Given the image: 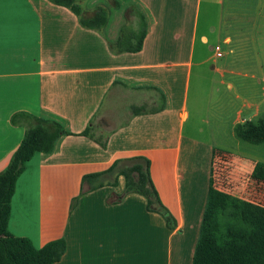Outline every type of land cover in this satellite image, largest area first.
<instances>
[{
  "label": "crops",
  "instance_id": "crops-1",
  "mask_svg": "<svg viewBox=\"0 0 264 264\" xmlns=\"http://www.w3.org/2000/svg\"><path fill=\"white\" fill-rule=\"evenodd\" d=\"M118 1L120 6L114 7L110 0H85L90 10L98 5L110 9L102 32L85 28L69 8L49 0L4 1L7 30L9 25L22 28L21 38H11L9 48L16 41L23 53L0 55V171L26 129L10 122L13 113L56 120L72 133L61 136L51 153L37 152L27 162L16 183L8 229L36 248L64 238L66 252L54 264H192L210 187L264 205V161L248 152L253 149L234 130L239 122L264 116V79L257 82V91L263 92L244 98L235 112L233 150L186 132L202 0ZM132 4L147 21L143 48L114 52L109 44L118 39ZM226 27L241 28L232 23ZM247 33L226 34L223 43L230 49L223 47V56L250 43ZM211 70L228 74L221 79L228 90L235 89L236 76L255 77L226 62ZM126 93L150 98L162 93L164 108L130 113L113 124L101 108L109 95ZM146 99L136 104L148 103ZM92 120L94 125L105 122L111 131L105 148L80 135ZM138 155L150 159L152 180L176 228L148 209L145 196L126 194L124 176L117 185L92 191L82 184L85 174Z\"/></svg>",
  "mask_w": 264,
  "mask_h": 264
},
{
  "label": "trees",
  "instance_id": "trees-1",
  "mask_svg": "<svg viewBox=\"0 0 264 264\" xmlns=\"http://www.w3.org/2000/svg\"><path fill=\"white\" fill-rule=\"evenodd\" d=\"M49 1L69 8L85 28L102 32L108 23L110 9L107 6L98 5L90 10L85 0ZM110 3L114 7L120 6L118 0H110ZM125 16L126 23L118 39L109 46L114 52H138L142 50L147 34L145 15L137 5L132 4L126 8ZM151 98L156 99L152 107L147 101L140 105L135 103L131 106V115L158 112L164 108L162 93L152 94ZM10 122L25 125L26 129L9 163L0 171V264H54L66 252L64 238L50 240L36 248L28 238L11 235L8 226L16 183L27 162L37 152L51 153L61 136L72 133L56 120L27 111L13 113ZM234 130L241 140L264 143V116L256 121L239 122ZM110 134L111 131L104 126L94 125L93 120L80 133L104 148ZM150 168L151 161L146 156L118 158L105 170L85 174L82 184L88 185L87 191H92L105 184L117 185L119 177L124 176L125 193L135 192L145 196L148 209L162 215L167 226L174 229L177 221L162 203ZM192 264H264V205L215 186L210 187Z\"/></svg>",
  "mask_w": 264,
  "mask_h": 264
},
{
  "label": "rangeland",
  "instance_id": "rangeland-1",
  "mask_svg": "<svg viewBox=\"0 0 264 264\" xmlns=\"http://www.w3.org/2000/svg\"><path fill=\"white\" fill-rule=\"evenodd\" d=\"M4 1L0 0V55L9 50L22 54L23 50L16 41L12 43V49L9 48L11 38L16 40L21 38L22 28L19 24L11 29L9 25L7 30ZM258 9H261L262 15L258 14ZM226 23H232L241 28L230 29L226 27ZM240 30L248 32L246 35L250 43L239 47L240 53L231 52L227 56L217 57L210 47L220 44L226 50L227 45L223 43L224 36ZM254 34L256 41L252 40ZM202 35L205 36L203 39ZM223 62L231 64L239 72L255 74V77L236 76L235 89L228 90L221 83V79L228 78V74L225 73L223 76L211 70L213 64L221 66ZM262 78L264 79V0H202L189 87L190 117L186 122V132L205 139L208 143L233 150L235 139L232 134V121L235 112L242 108L244 98H251L263 92L257 91L259 87L257 82ZM125 95L120 98L109 95L101 108V114H107L113 124L124 122L131 113V106L144 98L143 94L133 96L131 93H126ZM154 102L156 99L151 98L148 104L151 105ZM100 125L108 130L105 122ZM241 142L246 148L253 149L248 152L256 154L258 158H261L260 160L264 161V143L253 144L244 140Z\"/></svg>",
  "mask_w": 264,
  "mask_h": 264
},
{
  "label": "built area",
  "instance_id": "built-area-1",
  "mask_svg": "<svg viewBox=\"0 0 264 264\" xmlns=\"http://www.w3.org/2000/svg\"><path fill=\"white\" fill-rule=\"evenodd\" d=\"M213 51L217 57H221L224 54L223 46L220 44H217L213 47Z\"/></svg>",
  "mask_w": 264,
  "mask_h": 264
}]
</instances>
